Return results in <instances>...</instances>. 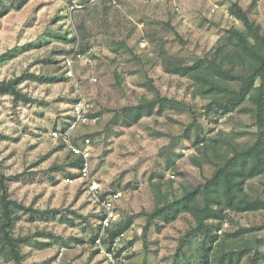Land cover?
Masks as SVG:
<instances>
[{"label":"rangeland","instance_id":"1","mask_svg":"<svg viewBox=\"0 0 264 264\" xmlns=\"http://www.w3.org/2000/svg\"><path fill=\"white\" fill-rule=\"evenodd\" d=\"M89 1L27 0L21 10L14 8L16 0L0 3V82L23 77L19 88L31 99L0 94V173L18 177L7 182L13 200L50 212L47 217L24 214L13 230L16 237L30 238L22 247L25 264H113L94 245L102 210L80 179L71 150L53 136L69 125L81 98L92 106L91 121L77 129L74 141L81 146L91 140L92 171L104 193H124L120 219L136 216L114 256L126 252L127 261L116 264H215L231 252L226 235L238 232L233 249L250 250L240 264H251L258 251L264 257V210L229 212V227L218 242L198 234L188 214L170 225L157 221L144 231L146 214L156 207L157 184L173 200L213 175L212 164L200 168L194 162L203 160L201 142L210 144L220 133L232 146L255 142L250 100L226 115L217 107L208 110L212 96L203 93V84L169 74L166 67L170 60L191 66L199 58L214 59L220 47H225L221 55H231L226 37L232 28L251 39L241 21L228 18L233 3L264 34V0H107L70 13L73 2ZM78 45L91 62L77 61L75 79H68L64 61ZM225 59L236 73H249L247 66ZM263 81L258 79L256 87ZM229 85V90L240 88V82ZM158 97L178 104L158 105L155 115L131 128L123 117L115 120L116 113L126 115L128 108ZM248 192L264 200V176L250 181ZM110 247L107 240L104 248ZM0 264L14 263L0 254Z\"/></svg>","mask_w":264,"mask_h":264},{"label":"trees","instance_id":"2","mask_svg":"<svg viewBox=\"0 0 264 264\" xmlns=\"http://www.w3.org/2000/svg\"><path fill=\"white\" fill-rule=\"evenodd\" d=\"M1 2L2 0H0ZM26 2L27 0H16L13 6L16 10H21ZM230 14L244 24L251 39L232 28L227 31L226 37L228 43L233 46L231 55L229 53H226L225 56L221 55L224 53L225 47H220L215 52L214 59L199 58L191 66L170 60L166 72L181 77H190L201 82L204 86L203 93L206 96H212L208 110L217 107L222 115L235 112L247 100H250L255 107V122L258 128L256 140L246 147L232 146L231 142L225 140V137L228 136L220 133L216 139L211 140L210 144L201 142L199 154L203 160H199V162L194 160V162L200 168L204 162L212 164L215 167L213 175L204 184L190 188L173 200L169 199V195H162V185L157 184L159 193L156 207L154 211L146 214L148 222L144 230L145 233L157 221L170 225L176 222L181 215L188 214L194 219L198 234L205 239L218 242L220 238L218 231L227 221L229 212L244 214L264 210V200L248 192L249 182L264 176V81L260 87H256L257 80L264 79L263 28L249 18L248 13L238 2L232 4ZM228 43H226L227 46ZM80 52L85 53L86 51L82 49ZM227 57L236 66H247L249 73L247 75L236 73L234 67L226 65L225 58ZM22 81L23 77L0 82V94H9L17 100L30 102V97L19 88ZM232 82H240V88L229 90L228 86ZM163 104L176 105L178 103L171 99L158 97L154 102L128 108L129 111L126 115H123V112L116 113L115 120L123 117L124 126L131 128L142 119L155 115L158 105ZM74 143L77 144L75 141ZM223 146L227 147L225 153L221 152ZM211 153L214 154L213 158ZM73 156L75 157L73 165L81 170L84 160L75 154ZM179 158L181 156L169 162L168 168L171 169L175 166ZM16 179L18 177H6L0 173V244L2 246L0 254H3L14 264H25L22 247L30 242V238L16 237L13 230L24 214L33 213L47 217L50 212L40 211L32 206L27 207L13 200L9 195L7 182ZM135 219L136 216L122 218L115 223L107 239L111 246L118 237L123 236L133 227ZM240 236L239 232L226 235L224 242L230 243L231 252H225V255L215 264H240L243 261L250 250L233 249V243H236L241 238ZM43 246L45 245H41V247ZM220 246L222 247V245ZM262 257L259 251L256 252L251 264H260Z\"/></svg>","mask_w":264,"mask_h":264},{"label":"built area","instance_id":"3","mask_svg":"<svg viewBox=\"0 0 264 264\" xmlns=\"http://www.w3.org/2000/svg\"><path fill=\"white\" fill-rule=\"evenodd\" d=\"M106 1L107 0H90L88 3L73 2L69 6V11L70 13L83 11L90 5H94L95 3H104ZM216 8L218 7L216 6ZM228 18L237 21V19L230 13H228ZM142 47L145 48L146 44L142 43ZM87 59L85 57V53L80 52V46L78 45L73 56L64 61L66 77L68 79H75V63L82 60L90 63L91 61ZM91 108V104L86 99H79L73 107L72 120L69 122V125L64 130L55 131L53 136L65 143L73 154L82 157L84 160L83 167L80 170V179L87 182L88 191L92 201L99 207L100 210H102L100 229L94 242L95 247L109 257L113 264L125 263L127 261L125 257L126 252H123L121 256L114 258L117 252L122 248L120 237L114 241L109 250L104 248V243L109 238L111 229L115 223L120 221L118 206L124 197V193L122 191L109 194L104 193L101 183L93 175L92 171L91 158L93 156V150L91 140L85 139L81 146L74 143V134L77 129L89 124L91 121ZM68 182L72 183L73 181L72 179H69ZM224 227L227 228L229 225L225 222L223 227L218 231V234L223 235Z\"/></svg>","mask_w":264,"mask_h":264}]
</instances>
